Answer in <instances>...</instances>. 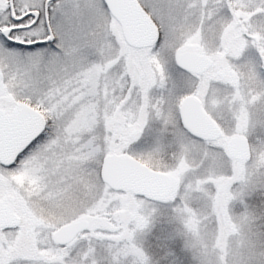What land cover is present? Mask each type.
<instances>
[{"label": "snow or ice", "instance_id": "obj_1", "mask_svg": "<svg viewBox=\"0 0 264 264\" xmlns=\"http://www.w3.org/2000/svg\"><path fill=\"white\" fill-rule=\"evenodd\" d=\"M0 264H264V0H0Z\"/></svg>", "mask_w": 264, "mask_h": 264}]
</instances>
